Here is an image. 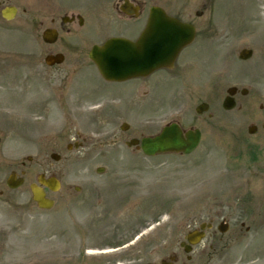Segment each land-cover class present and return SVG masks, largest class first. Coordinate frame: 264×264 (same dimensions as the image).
Listing matches in <instances>:
<instances>
[{
  "label": "rangeland",
  "instance_id": "374dc122",
  "mask_svg": "<svg viewBox=\"0 0 264 264\" xmlns=\"http://www.w3.org/2000/svg\"><path fill=\"white\" fill-rule=\"evenodd\" d=\"M121 1L0 6L17 8L11 22L0 19V200L32 205L29 234L17 235L18 264L25 243L33 264H160L170 256L176 264H264V0H214L206 12L211 26L196 39L202 44L182 50L173 71L107 83L87 57L93 45L135 39L154 6L175 16L187 2L184 19L190 4L201 7L200 0H135L142 11L133 18L113 9ZM66 15L83 22L62 24ZM46 28L58 32L53 45L41 41ZM243 49L252 51L247 60L239 59ZM58 53L64 62L47 67L44 57ZM229 87L238 89L237 107L225 112ZM201 103L209 109L197 115ZM172 122L201 132L196 152L147 158L124 146ZM250 125L257 126L254 135ZM11 171L25 172L16 190L5 186ZM42 174L60 183L47 192L55 200L50 211L39 210L29 191ZM102 201L117 208L99 216ZM223 220L229 229L221 234ZM202 223L213 228L188 261L179 245Z\"/></svg>",
  "mask_w": 264,
  "mask_h": 264
},
{
  "label": "water",
  "instance_id": "95a60500",
  "mask_svg": "<svg viewBox=\"0 0 264 264\" xmlns=\"http://www.w3.org/2000/svg\"><path fill=\"white\" fill-rule=\"evenodd\" d=\"M131 15L135 11H126ZM14 10H4L3 17L10 19ZM65 21V19H63ZM194 31L192 27L181 24L177 20L168 18L159 8H153L150 11L148 23L136 43H130L123 39H111L102 47L94 46L89 52V59L96 65L99 75L106 80L112 82H122L136 77H146L151 72L166 67L171 68L172 64L181 51L193 39ZM43 41L45 43H54L57 39V33L54 30H47L43 33ZM249 52H243L242 58L248 57ZM63 56H48L45 63L48 66L60 64ZM234 89H229L228 94L232 96ZM223 108L231 109L234 106L233 100L228 97L224 99ZM207 105H201L196 109L198 114L207 110ZM122 130H127V125L121 126ZM200 140L198 130L182 132L177 124H170L164 127L158 135L152 138H143L140 141L131 140L125 146H139L144 155L154 156L158 154L180 153L189 154L194 151ZM55 160L57 157L53 155ZM14 176L8 180L10 187H16ZM39 184L48 187L52 191L57 189L58 183L53 180L45 181L43 177L37 180ZM33 200L38 207L49 209L52 202L45 198L43 190L34 184L31 186ZM56 191V190H55ZM202 230L205 226L200 227ZM224 231V230H221ZM204 234L194 231L188 234L186 241L190 245L200 242ZM190 247L185 252L190 251ZM162 264H170L163 262Z\"/></svg>",
  "mask_w": 264,
  "mask_h": 264
},
{
  "label": "flooded vegetation",
  "instance_id": "af4514ba",
  "mask_svg": "<svg viewBox=\"0 0 264 264\" xmlns=\"http://www.w3.org/2000/svg\"><path fill=\"white\" fill-rule=\"evenodd\" d=\"M8 0H0V6L3 3H7ZM196 1V0H195ZM123 2V1H122ZM128 4L133 5V6H138L139 10H141V4L136 2L135 0H128L127 1ZM213 3L214 0H200V2H198V5H200L201 7L199 8L200 10H196L195 11V6H197V2H195L192 6L190 4L189 6V11L191 14V17L188 19H184L182 17V15L184 16V12L188 7L187 2L184 3L181 7H183V9H181L180 11H178V14L174 16V18H176L177 20L184 22L186 24H189V26H193L195 29V38L193 39L195 42L197 41L196 39H198V36L201 32L207 30L210 26H211V19L209 17H206V12L209 10V8L212 10L213 7ZM121 5V4H120ZM114 7V9H118L119 11V6ZM8 6H12V5H5L2 6L0 8V19L3 20V18L1 17V10L4 7H8ZM191 8V10H190ZM118 13V12H117ZM6 23H9L8 21H5ZM201 27L205 28L203 29V31L200 29ZM199 29H200V33H199ZM202 44V43H199ZM198 43H191L187 48H194L196 46L199 45ZM196 45V46H195ZM202 46L201 50L202 52L205 50V46L204 45H200ZM199 46V47H200ZM24 149V148H23ZM22 149V150H23ZM18 151V150H17ZM16 151V152H17ZM3 156V153L1 154ZM4 155H6V153H4ZM28 160V157H27ZM21 167H24V164L21 163L20 164ZM12 173L15 175V181L18 180V178L22 179V185L24 184V180H25V172L21 171L20 174L18 175L16 172L11 171L8 175V177L10 175H12ZM5 180V186L7 187V179ZM8 188V187H7ZM117 190V189H115ZM75 191L79 193V189L75 188ZM96 203V200H95ZM102 206V210L97 211L98 215L101 216L102 213L104 216H107L109 214V210L110 209H114L117 208L116 204H107L106 201H102L100 204H103ZM32 207V205L30 203H26L25 206H18V205H13L11 204V202L9 201H4L0 200V264H18L19 260H18V244H17V235H28L29 234V228L27 225V220H28V212L30 211V208ZM3 208H9V210H3ZM94 208H96V206L94 205ZM112 211V210H111ZM7 213H10L12 215H16V214H20L21 217L20 219H16L14 216H8ZM32 218V217H30ZM241 227H243V224H241ZM97 230V228H96ZM246 233L249 232V228H245ZM27 243H25V250H23L20 255L22 254V262L21 264H33L32 261V253H30V251L27 250L26 248ZM30 256V257H29ZM27 259V260H26ZM186 260L190 261L191 258L186 256Z\"/></svg>",
  "mask_w": 264,
  "mask_h": 264
}]
</instances>
